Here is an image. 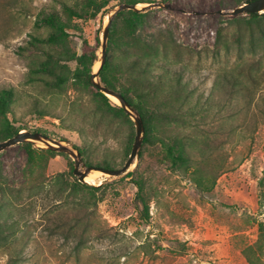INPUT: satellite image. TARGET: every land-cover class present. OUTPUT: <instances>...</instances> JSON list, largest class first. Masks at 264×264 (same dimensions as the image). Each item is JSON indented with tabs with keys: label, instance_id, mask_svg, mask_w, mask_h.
<instances>
[{
	"label": "rangeland",
	"instance_id": "rangeland-1",
	"mask_svg": "<svg viewBox=\"0 0 264 264\" xmlns=\"http://www.w3.org/2000/svg\"><path fill=\"white\" fill-rule=\"evenodd\" d=\"M93 1L102 5L97 19L69 12L85 11V0H0V89L13 93L8 119L21 131L84 148L95 164L91 171L101 173L96 183L80 182L73 158L51 150L35 154L27 176L26 144L48 150L44 143L23 141L1 150L0 184L21 191L26 210L36 207L19 215L15 207L0 206V264H264V11L256 18L224 14L245 3L236 0H143L135 7L157 5L137 16L129 9L114 16L105 59L125 60L139 53L138 44L149 47L147 75L159 86L157 99L170 95L182 103L187 120L185 126L152 123L150 142L142 138L127 171L133 175L124 177L126 172L111 176L101 166L118 169L128 159L133 120L122 123L120 116L95 111L90 87L72 80L51 87L43 82L49 77L32 70L47 52L67 47L80 54L83 41L95 46L98 35L91 67L97 71L110 15L133 4ZM39 12L54 15L68 36L47 41L55 31L35 25ZM62 63L78 67L76 61ZM246 67L254 69L256 83L244 74ZM106 78L134 96L125 77L110 72ZM183 135L187 160L173 166L157 140ZM131 179L141 184L140 198ZM79 213L88 227L81 233L80 223L68 231ZM54 216L67 223L53 229Z\"/></svg>",
	"mask_w": 264,
	"mask_h": 264
},
{
	"label": "trees",
	"instance_id": "trees-1",
	"mask_svg": "<svg viewBox=\"0 0 264 264\" xmlns=\"http://www.w3.org/2000/svg\"><path fill=\"white\" fill-rule=\"evenodd\" d=\"M253 0H236V2H250ZM145 2L143 0H132L131 4L136 5L137 3ZM148 2H152L149 0ZM86 10L82 12H75L69 9V12L72 15L78 16L80 18L85 19H97L98 13L102 9V5L94 2L93 0H85ZM131 14L137 16L138 12L128 10ZM123 14L122 12H118L116 15L120 16ZM258 13H250L247 16L251 18H256ZM264 16V13L262 14ZM35 25L40 27L42 25H47L50 28L54 29V33H51L47 41L54 43L57 40H64L68 33L63 30V28L58 25L55 20L54 15H47L42 12L37 14ZM113 21H111L109 27V38L108 44H110L109 39L110 35L113 32ZM134 29V26H132ZM34 41H41L43 38H39L38 36H33ZM100 45L99 36H95V46H89L86 41H83V47L80 54H75L71 52L69 48L64 47L61 51L57 52H47L43 59L38 61V64L35 68H33V73H43L47 78L43 79V82L48 86L61 88L68 80H72L75 83L79 84L81 87L91 88L93 90V94L96 96V100L94 102V110L101 113L104 116H120L122 123H132L131 118L128 113L119 105L112 103L109 98L102 93L100 90L95 88L91 81L90 76L92 74L91 67L94 61L97 58L96 50ZM137 50L139 53L134 54L132 57L127 58L125 60H117L115 62L110 61L108 58L105 59V62L99 71V81L102 85L107 88L118 92L125 99L129 106L135 109L140 117L142 118L144 125V134H143V143L150 142L149 132L152 126V123H157L161 125H170V124H180L186 125V118L181 114L182 103L177 101H172L170 95L168 97L157 99V94L160 92L159 86L155 84L152 80L148 78L147 69L151 65L152 59L151 56L153 52L150 51L149 47H144L142 45H137ZM76 61L78 67L71 70L62 63V61ZM245 71V72H244ZM254 69L251 67H246L243 69L244 74L250 78L252 83H256V75H253ZM118 73L120 77H125L126 83H128L129 87L133 89L134 96L129 97L125 92L118 90L114 83L106 78L107 73ZM264 73V72H263ZM115 78V76H113ZM116 79V78H115ZM234 85H240V79L234 78ZM180 83L181 79H177ZM235 87V86H234ZM13 93L10 89H0V131L2 135L8 139L10 137L15 136L22 128L15 126L14 123L10 122L8 119V113L10 111L9 103L12 100ZM162 99V100H161ZM144 106L150 107L149 112L144 110ZM114 112V113H111ZM116 113V114H115ZM100 114V115H101ZM264 114V109H263ZM264 116V115H263ZM264 124V118H263ZM133 139V133L129 135V143H131ZM160 144L161 149L163 150L165 157L169 160L171 165L176 166L178 164L184 163L187 160V147H188V137L183 136H175L168 138H158L157 140ZM27 146V176L33 174V167L35 164V154L37 153H52L51 150H43L39 149L35 151L32 149L30 143L26 144ZM76 149L80 156L84 159V163L86 166L91 167L95 165L90 158L88 157L87 152L84 148L79 146H73ZM29 165V168H28ZM101 167L105 169H112L111 164L105 162ZM133 175L132 171H129L125 174L124 177H131ZM131 182L135 185L136 188V197L140 198L141 192V184L134 179H131ZM15 194L9 188L0 184V206L1 207H15L18 209V214L21 213H31L36 207V205L30 206L28 210L27 207H24V204L21 201V191L16 190ZM148 215V210H145L144 218L146 219ZM86 215L82 216L79 214H74V217L70 218V222L68 223V231L75 230L76 227L82 223L80 231L83 233L85 229L88 227V222L85 220ZM66 218L54 216L53 218V229H58L63 227L66 224ZM260 230L264 231V226L262 223L259 224ZM82 235V234H80ZM3 241V238L0 234V243ZM249 263H252L250 258H247Z\"/></svg>",
	"mask_w": 264,
	"mask_h": 264
},
{
	"label": "water",
	"instance_id": "water-1",
	"mask_svg": "<svg viewBox=\"0 0 264 264\" xmlns=\"http://www.w3.org/2000/svg\"><path fill=\"white\" fill-rule=\"evenodd\" d=\"M157 4H148V6L144 8H136L135 5H126V4H121L118 6L116 10H114L113 14L110 15L108 22L103 30L102 33V42H101V59H100V64L96 72H92L90 76V81L92 85L100 90L102 93H104L106 96L111 95L114 98L117 99L118 105L122 107L129 115V117L133 120L134 126H135V136H134V142L132 145L131 152L128 156V159L125 161L123 166L118 169L114 170H105L101 169L103 172L111 175V176H119L122 173H127L129 167L132 165L135 157L137 156L138 150L141 146L143 134H144V125L142 118L140 117L139 113L133 109L131 106L128 105V103L125 101V99L121 96L116 91H113L106 86L102 85L101 82L98 80L99 77V71L101 70L104 62H105V57H106V43H107V35L109 32V27L111 24L112 19L114 16L124 10V9H129L135 12L138 11H144L152 6H155ZM264 10V0H253L250 2H245L237 7L233 8L230 11L223 12L224 14H229V15H237V14H250V13H259L260 11ZM33 140H38L44 143L46 148L48 150L52 151H58V152H64L69 154L74 161V168H73V174L77 176L78 180L80 182H85L84 178L87 176V174L93 169L92 167H85L84 170H81L80 164L82 163V159L80 156V153L72 149L64 144H61V142L49 139L43 135H41L39 132H29V131H19L15 136L10 137L4 141L0 142V151L3 150L5 147L10 146L12 144L20 143L23 141H33Z\"/></svg>",
	"mask_w": 264,
	"mask_h": 264
},
{
	"label": "bare ground",
	"instance_id": "bare-ground-1",
	"mask_svg": "<svg viewBox=\"0 0 264 264\" xmlns=\"http://www.w3.org/2000/svg\"><path fill=\"white\" fill-rule=\"evenodd\" d=\"M100 174L101 173L99 171H90L87 176H85L84 180L89 183H96L100 177Z\"/></svg>",
	"mask_w": 264,
	"mask_h": 264
}]
</instances>
